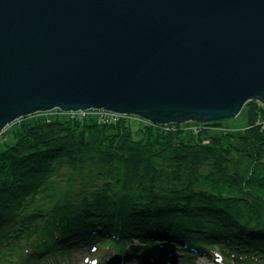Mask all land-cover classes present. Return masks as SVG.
Here are the masks:
<instances>
[{"label": "trees", "instance_id": "obj_1", "mask_svg": "<svg viewBox=\"0 0 264 264\" xmlns=\"http://www.w3.org/2000/svg\"><path fill=\"white\" fill-rule=\"evenodd\" d=\"M245 104L237 136L192 123L190 142L184 126L91 112L15 121L0 151V264L81 246L95 264H264V104Z\"/></svg>", "mask_w": 264, "mask_h": 264}, {"label": "water", "instance_id": "obj_2", "mask_svg": "<svg viewBox=\"0 0 264 264\" xmlns=\"http://www.w3.org/2000/svg\"><path fill=\"white\" fill-rule=\"evenodd\" d=\"M249 100L264 0H0V132L55 110L204 124Z\"/></svg>", "mask_w": 264, "mask_h": 264}, {"label": "rangeland", "instance_id": "obj_3", "mask_svg": "<svg viewBox=\"0 0 264 264\" xmlns=\"http://www.w3.org/2000/svg\"><path fill=\"white\" fill-rule=\"evenodd\" d=\"M55 111H59V110H55ZM49 112H51V111H49ZM59 112H61V111H59ZM247 113H248L247 105L244 104L242 106V108L240 109V111L235 116L222 119L220 121V123H218L219 125H217V127L210 128L208 130V132L204 134V136L219 135L224 131H227V132L237 136L247 126V121H248ZM35 114L36 113L31 114V115H35ZM20 119H23V118H20ZM131 119H132L131 124L133 126H137L138 121L140 123H142L141 120L134 119V118H131ZM192 123L193 122H184L182 124L185 128V132L183 133L182 139L187 141V142H190L196 138V134L193 133V131L189 129V125H192ZM11 124L7 125L0 132V151L2 149H4L3 140L10 136V135H7L5 132H7L6 129H8ZM233 143H234V145L239 146L241 142H240V139L238 137H235L233 139ZM163 251H164V254H167V255L170 254V250H169V252H167L166 250H163ZM94 255H96L94 253V251L89 250L88 248H83L81 246V247L73 248L72 254L70 256L60 257V258H58V260L57 259H49L47 261V264H95ZM98 263L103 264V262H101V261ZM129 264H141V263H136L133 260ZM180 264H190V263H188V262L186 263V261H181ZM193 264H210V261H209L208 257H206L205 255L202 254V255L194 258Z\"/></svg>", "mask_w": 264, "mask_h": 264}, {"label": "built area", "instance_id": "obj_4", "mask_svg": "<svg viewBox=\"0 0 264 264\" xmlns=\"http://www.w3.org/2000/svg\"><path fill=\"white\" fill-rule=\"evenodd\" d=\"M100 115H101V117H102L104 120H106L107 117H111L112 119L117 118V117H114V116H112V115H110V114H108V115L100 114ZM108 120H109V119H108ZM108 120H107V121H108Z\"/></svg>", "mask_w": 264, "mask_h": 264}]
</instances>
